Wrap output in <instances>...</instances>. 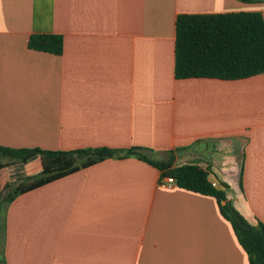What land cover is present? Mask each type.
<instances>
[{
  "label": "crops",
  "instance_id": "1",
  "mask_svg": "<svg viewBox=\"0 0 264 264\" xmlns=\"http://www.w3.org/2000/svg\"><path fill=\"white\" fill-rule=\"evenodd\" d=\"M260 12L264 0H0V146L116 150L18 195L0 218V264H250L212 196L159 186L135 156L198 165L251 226L264 223V74L175 77L179 15ZM63 37L62 55L33 50ZM84 157L22 165L24 180ZM1 158L0 187L12 181Z\"/></svg>",
  "mask_w": 264,
  "mask_h": 264
},
{
  "label": "trees",
  "instance_id": "2",
  "mask_svg": "<svg viewBox=\"0 0 264 264\" xmlns=\"http://www.w3.org/2000/svg\"><path fill=\"white\" fill-rule=\"evenodd\" d=\"M29 46L39 52L62 55L64 41L60 35L34 34L30 37ZM259 74H264L263 14L237 12L178 16L175 46L176 79L213 78L230 81L251 78ZM116 152L109 148L63 152L0 146V158L16 159L20 163L33 155H40L44 160L58 157L69 159L75 155L84 157L80 165L25 182L14 194L5 195V192L15 185L12 181L7 183L4 189L0 187V218L4 205L11 203L18 195L100 163L111 158ZM124 156H135L144 160L162 172L161 178H174L179 188L216 198L222 214L232 223L241 246L247 252L250 264H264V223L251 226L232 207L240 217L239 221L231 208L225 204L227 201L225 192L216 189L209 181L207 170L192 164L176 167V158L173 154L163 161L150 159L146 155V149L140 147L127 150Z\"/></svg>",
  "mask_w": 264,
  "mask_h": 264
},
{
  "label": "rangeland",
  "instance_id": "3",
  "mask_svg": "<svg viewBox=\"0 0 264 264\" xmlns=\"http://www.w3.org/2000/svg\"><path fill=\"white\" fill-rule=\"evenodd\" d=\"M0 165H1V158H0ZM9 166L14 168V176L12 177V182L15 185L12 188H10L9 190H7L5 192V195H7L8 193L14 194L26 182L24 180V177H23L24 175L21 172L22 171V165L19 162V160L13 159V161L9 164ZM1 251H2V248L0 245V254H1ZM0 258H1V256H0Z\"/></svg>",
  "mask_w": 264,
  "mask_h": 264
},
{
  "label": "built area",
  "instance_id": "4",
  "mask_svg": "<svg viewBox=\"0 0 264 264\" xmlns=\"http://www.w3.org/2000/svg\"><path fill=\"white\" fill-rule=\"evenodd\" d=\"M216 188L218 186L217 182H211ZM159 186L162 189L171 190L177 186L176 181L172 177H163L160 179Z\"/></svg>",
  "mask_w": 264,
  "mask_h": 264
},
{
  "label": "water",
  "instance_id": "5",
  "mask_svg": "<svg viewBox=\"0 0 264 264\" xmlns=\"http://www.w3.org/2000/svg\"><path fill=\"white\" fill-rule=\"evenodd\" d=\"M113 157H114V158H118L119 155H118V154H114ZM225 204H227V205L231 208L232 213H233V214L236 216V218L240 221V217L238 216L237 212L234 211V209L232 208L230 201L227 200V201L225 202ZM241 224H242V223H241Z\"/></svg>",
  "mask_w": 264,
  "mask_h": 264
}]
</instances>
